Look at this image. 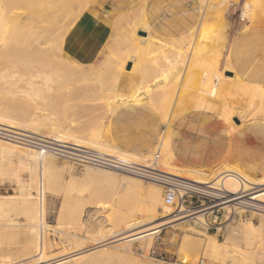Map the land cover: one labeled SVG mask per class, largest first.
<instances>
[{"label":"rangeland","instance_id":"rangeland-1","mask_svg":"<svg viewBox=\"0 0 264 264\" xmlns=\"http://www.w3.org/2000/svg\"><path fill=\"white\" fill-rule=\"evenodd\" d=\"M15 1L10 5L11 10L9 14H12L13 11L18 14L22 12L20 13L21 27L19 28L20 32H18L19 34H22L25 33L28 28L24 27V24H26L25 22L28 20H25V18H27L28 16L25 17L27 14H24V12H26L27 10L26 1L19 0L23 1L22 3H19L18 0ZM199 2L200 4L202 3L201 5L206 6L209 2L218 5L216 8L217 11H211L209 18L206 21L207 25L216 24L217 21H219L218 19L220 16L224 21H226V23H228V25L227 28L223 30V38L217 41L218 43L215 41H209L207 43L208 46L203 45L202 38L200 36V33L198 32H192L191 34L186 36L185 42H182V44L180 45V49L183 51L186 50L188 51V53H193L194 57L192 61H189L188 58L184 59V73L182 74V76H180L179 79L180 87L178 88V90H176L174 97L172 96L170 100L172 102H170L171 107L168 111V113L170 114L168 115H172L176 110L175 103L177 102L178 97L183 98L185 96H195L196 94L198 95V92L196 91L197 89H199L197 81H201L206 72L209 74V72L215 73L223 70V74L228 75V73H226L224 69L229 68V66H227V53L230 40L240 29L251 24L248 15H250L252 10H249V14L247 13L248 15H244L243 12L246 11L244 4L246 3L250 6V8H254L255 11H257L258 15H264V0H225L220 5V0H199ZM90 3L91 0H70L67 3L66 7L67 15L65 14L66 17H62L64 18L62 19L63 22L61 21L60 23H58V25H52L51 23H48V20L44 19L43 22L37 24L39 27L37 25L34 26L32 28V31L43 30L46 27H49L46 29L55 30L57 29V27H61L62 32H60L59 35L50 34L49 36H46L43 39L46 42L45 47L40 49L38 53H34V55H32L31 48H28L27 45L28 40L26 41L25 39V41L22 40L17 43V45L14 47L15 51L13 49H11L10 51H0V105L2 104L0 106V110L8 106L6 111V114L9 115L8 117L11 119V117L14 115L12 117V120L21 125L30 124L31 120L30 117L28 118L27 116L24 117L20 115V111L23 110L29 112L28 110H30L29 114L31 113V115H33L36 113L35 115L37 116L38 114L39 116H37V121L39 124L36 123V125H39V127L36 126L39 131H37V129L35 130L38 132V134H48V130H50L49 124L53 123L55 127L53 129L56 130L55 132H52L58 134L63 130V134L61 133V135L63 137L66 136L64 140L68 139L69 141L67 140V142L77 145L80 144L79 146L81 147L87 146L86 148H92L91 143L93 141H97L96 138H98V136L100 137V140L108 143L107 123L110 117V110L108 109L109 107L107 103L108 101L113 99L111 96V89L115 86L114 84L123 82V75H127L130 80L134 77L133 72L128 73L129 70L127 68V63L129 62L125 63L124 66L121 67L119 60H123L125 56L124 54L128 49L131 48L130 39L133 37V35L137 38L138 35L142 34L140 32H144L145 34V31L141 29L142 27H138L135 24V20L136 18H138L137 11L133 10L127 12L123 14L124 18H122V15V17L119 15V17H121L124 21L121 20V18L118 19L119 22L116 19L118 24L114 21V23L116 24L113 23V35L105 43L100 55L94 62L90 64H80L70 60L65 55H63V53L59 49L61 47L62 39L66 31L78 19L81 13L90 5ZM18 4L21 6V8ZM218 13H220V16H217ZM22 14H24L25 16ZM245 17H247V19ZM237 21L240 23H238ZM130 25L135 27L136 30ZM134 30L135 32H132ZM55 32H57V30ZM214 34H216V32H213V35L211 36L213 40L215 39ZM128 42L129 48L127 47ZM193 42H195V44ZM210 43L213 44L211 45ZM204 46L207 47L208 50H210V52L207 53V56L204 55V52L206 50ZM211 47L212 49H214L213 51L212 49H210ZM53 48L54 50H59L53 51ZM215 51H217V53H213ZM60 53L61 56L59 55ZM147 54H145L146 57L143 56V65L144 63L145 65L147 64V66L144 67L148 68L150 64V68L151 66L156 64L157 61L159 63L162 62L158 50L149 51ZM58 55L60 56V58L58 57ZM201 56L202 58H200ZM38 60L41 62L42 66ZM212 60L218 61L217 71L214 70L211 66ZM90 68L92 70V74H90L91 77L89 75L84 77H77L78 74H82L83 72L86 73ZM5 71H8L7 75ZM95 73L97 77L99 76V78H93L95 76ZM194 77H196L195 80L193 79ZM212 79H214V77H212ZM9 90L11 91V93ZM26 90L29 92L26 93ZM125 90H127L125 89V86L119 87V93L125 95L129 94V92H126ZM17 100H19V102ZM68 102H70L71 104H68ZM195 102L198 105L200 104V100L197 98L195 99L194 103ZM148 105L151 106L150 104ZM151 107H155L154 109L158 108L156 103ZM212 110L214 111L215 107ZM216 115L222 123L225 122L228 124L229 120H231L230 124H232L233 126H235L236 123H239L236 117H231L228 120L226 116L220 117L217 113ZM102 116L105 119L101 118ZM43 122L47 125H45ZM92 124L94 125L95 129H93L94 127ZM32 126L35 125L32 124ZM100 126L103 127V129L100 130ZM67 129H69V131ZM98 129L101 131L100 135ZM94 134L98 136L96 137ZM83 140L84 142L78 143L79 141ZM86 140L88 143L85 142ZM155 151L156 149L147 154L139 155L141 162L152 159ZM46 154L49 157V161L44 171L48 170V172H45L46 174L44 173L43 184L41 182L39 186L37 183L30 182V175L27 171H21V164L17 162L18 160L15 156L9 154L0 155V260L3 261L0 262V264H9V262L13 264L14 261L16 262L15 264H19L20 261L28 258L26 256L32 255L33 249L35 247V241L33 240L34 238H32V236H29L28 238V235L30 234L24 232L25 228L21 227V223L24 219V215L22 213H24L23 211L27 208L20 203L22 199V193H29L34 201H41L40 199H42L41 197H43L45 208L43 222L44 227L42 228V230L45 232H43V234L45 240L44 256L46 257L56 256L60 253H64V251H67L68 248L63 242L64 237H68V240H72L74 239L75 234H82L85 237V240L82 241V243L84 244H81V242L78 244H81L80 247H90L93 244L91 240L99 235L100 229H102L100 233L110 232L113 225L122 223L124 221V218L126 216H129L127 213H132L133 215L135 211H138L137 213H134V217H137L139 215V211L147 212L151 207H153L150 203V195L145 187L149 186L150 184L159 185L155 182L138 178L133 175L124 174L118 171L115 172V170L101 167L97 168V166H92L90 164H79L71 159L60 157L50 152L49 154ZM145 156H147V158H145ZM21 160L25 161V158L23 157L21 158ZM225 164H227V166H235L228 162H222L211 168L203 170V172L205 173V176L210 175L208 176V178H212L214 177L213 173L216 169H218L217 167L224 166ZM172 165H174L175 167L184 168L173 161ZM85 166L95 167L97 169H100L99 171L105 170L114 171L115 173H121V175H126L128 179H140L139 181H142L141 184L143 185V187L137 184H133L131 181H129V183L127 182L128 180L125 179H123V181L121 180L122 182L119 180H114L113 177L109 174H102V172L98 173L96 171L86 169ZM39 170L40 169L37 166L38 175H40L39 172L41 171ZM48 174L57 176V181L54 183V185H47L46 176ZM247 174L252 178L260 177V175H252L249 173ZM38 180L39 179H37V181ZM21 182L23 184H29L28 187L23 191L20 188L18 189ZM37 188L38 191L36 190ZM163 194L164 188L161 187V199L164 203L165 201ZM37 197L39 199H37ZM207 203L208 199L206 197L186 200V205L193 208L200 206V204L206 205ZM170 207L171 212L174 213L175 206L170 205ZM155 214L158 220L156 221V223L161 222L159 219L160 216H163V210L159 204L155 206ZM250 217L251 215L249 211H246V213L244 212L243 214H235L233 218L230 219H227L222 211H213L208 214V218L211 224H209L207 227L201 226L200 224L193 222L191 219L178 221L174 223L173 226L171 224H165L161 226L160 232L151 236V238L144 237L142 239H136L130 242H127L125 240H116L111 244H107L101 248H98V250L100 251L103 250L102 252L110 251L108 252V254L109 256L111 254V256L109 257L105 254L109 259L104 257V255L103 257L106 259L101 260V258H99V260H101L102 262L98 259H95L88 264H237L232 261L235 259L231 260L228 251L221 244V242L228 234L230 240H232L234 243L239 244L240 247L247 250V247L243 243V240L237 239L234 235L230 234V228L232 226H237L242 222L244 223V221ZM8 222L11 223V226L8 225ZM13 223L17 225L20 223L18 230H16V227L18 226H15ZM12 224L14 226H12ZM151 224L149 226L147 225L146 227L152 228L155 222L153 223V225ZM229 224L232 226H230ZM105 229L107 231H105ZM247 229L249 230L248 232L250 234L262 236L263 244L261 246V250L264 252V231L262 227L253 226ZM30 238H32L33 241H30ZM88 239H90L91 242ZM147 239H151V245H149V247H147ZM214 239L218 242L216 243V245L211 243ZM122 246H129V249L127 251H123ZM31 247L33 249H31ZM98 250L93 251L99 252ZM25 254L27 255L25 256ZM8 256H10V260L12 262L9 261ZM3 257L8 258L3 259ZM236 259L242 260V264L246 263L243 259ZM80 261L82 263H80ZM249 261L250 260H248L246 264H261V262L259 261ZM238 263L240 262L238 261ZM65 264H87V262L84 259L78 258L70 260Z\"/></svg>","mask_w":264,"mask_h":264},{"label":"bare ground","instance_id":"bare-ground-1","mask_svg":"<svg viewBox=\"0 0 264 264\" xmlns=\"http://www.w3.org/2000/svg\"><path fill=\"white\" fill-rule=\"evenodd\" d=\"M14 1L15 0H0V51H10L11 49H13L15 51L14 47L17 45V43H19L20 41L25 39L26 41L28 40L27 41L28 48H31V53H32V55H34V53H38L40 51V49L45 47L46 42L43 39L46 36H49L50 34L59 35V33L61 32V27H57V29H55V30H49V29H46L49 27H46L45 29L39 30V31H32V28L34 26H36L37 24L43 22L44 19L48 20V23H51L52 25L53 24L58 25V23H60L62 21V19H64L62 17L63 16L66 17V15H67L66 7H67V3L70 0H24V1H26V7H27V10H26V12H24V14L26 13L27 15L26 16L24 14H22V15H24L25 17L28 16L29 18L28 17L25 18V20L28 19L27 20L28 22L27 21L25 22L27 25L24 24V27H28V28L25 31V33H22V34L18 33V32H20L19 28L21 27L20 26L21 25V14L20 13H22V12L19 11L20 13L18 14V13L13 11L12 14H9V12L11 10L10 5L13 4L12 2H14ZM224 1L225 0H220L219 5L222 4ZM22 2L23 1H19V3H22ZM200 2H202V1H200ZM253 2H255V1H253ZM204 4H206V3H204ZM217 6H218L217 4H214L212 2H209L207 6L201 5L202 14H201L199 23L197 24V30L200 32L203 45H205V46H208L207 43L209 41L210 42L211 41L217 42V41L221 40L223 38V30L226 29L227 25H228V23H226V21H224L222 19V17L220 16V13L217 14V16H220V17L218 19L219 21H217L216 24L207 25L206 21L208 20L211 11H217L216 10ZM244 6L246 8V11L243 12L244 15H248L249 10H252L250 15H248V18L252 24V28H249V29L246 28V29L242 30V33L240 36V62L242 63L241 68L233 76H228V75L223 74L222 69H221L222 71L215 72V73L209 72V74H208L206 72L204 74V77L201 79V81H197L198 82L197 84L199 85V89L196 90L198 92V95L197 94L195 96L190 95V96H185V97L181 98L182 101H181V104L179 106V111L178 110H176V111H178V114H179V113L188 111L190 109H195V108H205V109H211L212 110L215 107L214 111L220 117L226 116L228 120L231 117H236L238 119V122H240V124H243L245 121L246 122L248 121L249 126H250L249 129H251L252 127L255 126L257 129L256 132L257 133L259 132L260 135H262L264 137V15H258L257 11H255V9L252 7L250 8V6L246 3L244 4ZM12 7H14V6H12ZM20 8H21V6H20ZM21 10H23V9H21ZM135 10H136V8H135ZM220 12H221V10H220ZM141 16H142V14H141ZM121 17L117 18L118 22H119L118 19H120ZM122 18H124V16ZM122 18H121V20H123ZM245 18L247 19V17H245ZM117 21L115 20V22H117ZM118 22H117V24H118ZM144 22L142 20V17L139 16L138 18H136L135 24L138 27H142L141 29L145 31V34L144 35H138L137 38L134 37V35H133V37L130 39V43H131L130 47L131 48L128 49L126 51V53L124 50L125 56H124L123 60H121V61L119 60L121 67L124 66V64L127 62H131V67H130L129 72H133L134 77L127 84H125V80H123V82H121L119 84H114L115 86L111 89V93H112L111 96L113 99L108 101L107 105L109 107L108 109L110 110V113H112L116 109V107H118L119 105H122V104H126V103H132V104H136V105L142 104V103H144V104L147 103V104H150L151 106H153V104L156 103L158 106V108H156L157 111L160 112L164 121L167 122V119H168L167 115L170 114V113H168V111L171 107L170 102H172L170 100H171L172 96L174 97L176 90H178V88L180 87L179 79H180V76H182V74L184 73L183 72L184 71V67H183L184 59L185 58L192 59L193 53H188V51H186V50H184V51L181 50L180 49L181 46L177 43L165 42L164 40H162L161 38H159L158 36L153 34L149 29H147ZM233 22H234V20H233ZM238 23H240V22H238ZM114 24H116V23H114ZM148 25H149V23H148ZM130 26H132V25H130ZM116 27H117V25H116ZM133 28H135V27H133ZM56 30H57V32H55ZM113 30H114V28H113ZM135 30H136V28H135ZM135 30L132 32H135ZM43 31H47V32H43ZM213 32L214 33L216 32V34H214V36H215L214 40L211 37L213 35ZM71 37H73V36H71ZM49 38H51V37H49ZM210 38H211V40H210ZM226 40H227V38H226ZM194 41H195V39H194ZM193 43L195 44V42H193ZM127 45H128L127 47L129 48V42L127 43ZM48 46H50V45H48ZM205 46H204V48L206 50L204 52V55L207 56V53H209L210 50H208V48ZM191 48H192V46H191ZM59 49L62 52L61 47ZM59 49L54 50V48H53V51H58ZM210 49H212V47ZM154 50L159 51V55L162 59V62L159 63L157 61V63L154 64L153 66H151L150 68H149L150 64H149L148 68L144 67V66H147V64L145 65V63H144V65H143V58H144L143 56H145V54H147L149 51H154ZM213 50L214 49H212V51ZM27 52H28V49H27ZM91 52H93V51L91 50ZM213 53H217V51H215ZM59 55L61 56V53ZM59 55H58V57L60 58ZM147 55H152V54H147ZM92 56H93V54H92ZM106 57H107V55H106ZM200 58H202V56ZM221 58H223V57H221ZM30 63H31V61H30ZM111 63H113V62H111ZM40 64H41V62H40ZM116 64H118V63H116ZM217 65H218L217 61H214V60L211 61V66L216 71H217ZM41 66H42V64H41ZM111 68H113V67H111ZM222 68H224V67H222ZM59 69H60V67H59ZM228 70H229V68L224 69V71H228ZM229 71H231V70H229ZM7 72H6V75L8 74ZM2 74H5V73H2ZM90 74H92L91 68L88 69V71L86 73L83 72L82 74H78L77 77H84L87 75L90 76ZM192 74H194V73H192ZM70 76H72V75H70ZM95 76H96V73H95ZM95 76L93 77L94 79L99 78V76L98 77L97 76L95 77ZM212 77H214V79H212ZM195 78L196 77H194L193 79L195 80ZM118 79H119V77H118ZM11 81H9V82H11ZM71 82H72V80H71ZM125 85L128 86L127 88L129 90V94H127V95L119 93V87H124ZM48 88H50V87H48ZM27 90H26V93L29 92ZM10 93H11V91H10ZM104 97H106V96H104ZM196 98L200 100L199 105L196 102L194 103ZM14 101H16V100H14ZM17 101L19 102V100H17ZM15 103H17V102H15ZM69 103L70 102H68V104ZM193 103H194V106H193ZM8 105H9V103H8ZM15 105H17V104H15ZM7 107L2 108V110H0V124L8 126V127L16 128V129H19L22 131H26V132H29V133H32L35 135H39L43 138H47L51 141L48 143H50L52 145L63 146V147L73 149V150H79L78 147H81V146H79L80 144L77 145V144H71L70 142H67L68 139L64 140V138L66 136L63 137L61 135L63 130L61 131V133L59 132L60 134L58 132H57L58 134L54 133L56 129L55 130L53 129V128H55L53 123L49 124V127H50L49 129L51 131L48 130V134L47 133H46V135L38 134L37 131H39V130L36 127V126L39 127V125H38L39 123L37 121L38 114H37V116L35 115L36 113L33 115H31V113L29 114L30 110H28L29 112L22 110V111H20V115H22L24 117L27 116L28 118L30 117L31 123L35 126H32L31 123L21 125V124L14 122L12 120L13 119L12 117L14 115L10 119L8 117L9 115L6 114ZM12 107H13V105H12ZM32 109H33V107H32ZM53 110H54V108H53ZM99 110H101V109H99ZM76 115H77V113H76ZM105 115H107V114H105ZM84 117H86V116H84ZM168 117H169V115H168ZM101 118H103V116ZM103 119H105V118H103ZM87 121H88V119H87ZM230 122H231V120H229V122H228L229 125H231ZM36 123H38V124L36 125ZM45 125H47V124H45ZM221 125H222V123H221ZM221 125H219V127H221ZM57 127H58V125H57ZM93 127H94V125H93ZM97 127H98V125H97ZM245 128H246V126L244 125L241 128H239V130H237V132L241 133L242 132L241 130H244ZM36 129H37V131H35ZM90 129H92V128H90ZM93 129H95V127ZM101 129H103V127L100 126V130ZM67 130L69 131V129H67ZM100 130L98 129L99 135L101 133ZM52 131H54V132H52ZM98 131H97V133H98ZM162 133L163 134L161 135L159 142L157 143L156 146H154L155 147L154 149H156V151L153 154L152 159L145 161V162H141L139 155L129 153V152H125V151L121 150L120 148H118L112 142H110V143L109 142L108 143L103 142L102 140H100V137L98 135H97L98 138H96L97 141H93L91 143V146H92L91 149L93 151H96V152L98 151L104 155H107V156L116 158L118 160H121V163L120 162L119 163L122 165H129L130 163H134V164L141 165L144 167L153 166L152 168L158 169L160 172H163L165 174H168V175H171L174 177H178V178H182V179H186V180L192 182L194 185L199 186L200 193L209 198L210 201L206 205L201 204L198 207H194V208H188L187 207L186 208L183 205L179 204V206H178L179 208L176 210V212L172 213L170 205L164 202L165 204H167L169 206L165 205L163 203V200L161 199V187H163V186L160 184L159 185H156V184L151 185L150 184L149 186L145 187L147 189L149 195H150V203L153 206L150 208L149 211H147V212L146 211H139V215L138 216L136 215L137 217H134V213L135 212L137 213L138 211H135L133 213V215H132V213H127L129 215L128 217L126 216L127 219L125 217L124 221L122 223L116 224V225L112 224L113 226L111 227L110 232H107V233L101 232L100 233V231H102V229H100L99 235L96 236V238H93V239L91 238L92 239L91 241L93 244L91 243L92 246H90V247L89 246L86 247L84 245H83L84 247H80L81 244H84V243H82V241L85 240V237L82 234H79V235L75 234L74 239H72V240H68L69 239L68 237H66V238L64 237L63 242L66 244V247L69 250L67 249L66 252L64 251V253H60L56 256L46 257V256H44V249H45L44 248V246H45L44 241L45 240H44V234H43L44 231L42 230V228L44 227L43 222H44V208H45L43 197H41L42 198V199H40L41 201H38V200L34 201L33 198L29 195V193H22L23 195L21 194L22 199H21L20 203L22 205H24L25 207H27V208L30 207V208H28V209L26 208V210L23 211L24 213H22L24 215V219L21 223V227L25 228L24 232L30 234V235H28V238H29V236L30 237L32 236V238H34L33 240L35 241V247H34V249L31 247V249H33L31 256H26L27 254H25V256L28 258H25V259L23 258L24 260H22V261H20L21 259L18 260V261H20L19 264H65L70 260H74V259H78V258L84 259L88 264L89 262H92L95 259L99 260V258H101V260H102V259L108 258V257H106V255L109 256L108 252H110V251L102 252L103 250L100 251V250H98V248H101L107 244H111L112 242H114L116 240H125L127 242L128 241L130 242L132 240L142 239L144 237H150L151 238V236L160 232L161 226L165 225V224H168V225L171 224L173 226V224L178 222V221L191 219L193 222L198 223L201 226L207 227L209 224H211L209 221V218H208V214L210 212H213V211H216V212L222 211L227 219L233 218V216L235 214H243L244 212L246 213V211L250 212L251 217L246 219L244 221V223L242 222L239 225L234 226V227L229 224L230 226H232L230 228V232H231L230 234L234 235L237 239L243 240V243L247 247V250L240 247L239 244L234 243L232 240H230L228 234L225 237V239L221 242V244L228 251L231 260L235 259L236 261L235 260H232V261H234L237 264H242L241 263L242 260H237L236 258L243 259L244 262H246V263L248 260H250L253 262L259 261V262H261V264H264V252L261 250L262 249L261 246L263 244L262 236L250 234L248 232L249 230L247 229L249 227L259 226V227H262V229L264 231V174L260 175L259 178H252L246 172L239 169L237 166H227V164H225L224 166L217 167L218 169H216L214 173L212 172L214 177L208 178V176H210V175L205 176V173L203 172V170L175 167L174 165H172L173 156H171L168 153V146H169L170 141H171V137L169 135L168 127ZM96 134H94V135L96 136ZM81 142H84V140L79 141L78 143H81ZM85 142L88 143L87 140ZM82 146H84V145H82ZM154 149H153V151H154ZM46 153L49 154L48 151H44V150L42 151L41 149H36V148H34L28 144L15 142V141H7L6 142V140L3 141L2 139H0V155L9 154V155L15 156L18 160L17 162H19L21 164V168H20L21 171H27L30 175V177H29L30 182L37 183L38 186L41 182L43 184L44 173L48 172V170L44 171V169L46 168V165L49 161V157ZM23 157L25 158V161L21 160V158H23ZM145 158H147V156H145ZM176 161H178V160H176ZM263 165H264V163H263ZM37 166L41 170V171L39 170L40 175H38ZM92 166H94V165H92ZM85 168L92 170V171H96L98 173L102 172V174H109L113 177L114 180H119V181L122 180L123 181V179H125V180H128L127 182L131 181L133 184H137V185L143 187V185L141 184L142 181H139L140 179L139 180H137L135 178L134 179H132V178L128 179V177H126V175H123V174L121 175V173H115L117 171H115V172L114 171H105V170L103 171L102 169H101L102 171H99L100 169H97L98 167L95 168V167H91V166H85ZM110 170H111V168H110ZM36 171H37V173H36ZM37 175H38V178H37ZM37 179H39V180L37 181ZM46 179H47L46 182H47L48 186L54 185V183L57 181V176L52 175V174H48L46 176ZM28 185L29 184H23L21 182L19 184L18 189L20 188L23 191V190H25V188L28 187ZM36 190L38 191V188ZM179 194L181 195L182 193L179 191ZM37 199H39V198L37 197ZM157 204H159L162 207V210H163L162 215L163 216H160L159 220L161 222L156 223V221H158L156 214H155V206ZM14 214H15V211H14ZM124 215H126V214H124ZM154 222H155V224L153 225ZM9 223L10 222H8V225L11 226V223L10 224ZM13 224H12V226H14V225L18 226V227H16L17 228L16 230H18L20 223L18 225L17 224L13 225ZM150 224L153 225V227L147 228L146 226L147 225L149 226ZM20 229H22V228H20ZM20 229H19V231H20ZM242 230H243V232L244 231L245 232L243 233ZM105 231H107V230L105 229ZM63 236H66V235H63ZM26 237H27V235H26ZM32 238H30L31 239L30 241H33ZM88 240L90 241V239H88ZM198 241H202V240H198ZM80 242H81V244H78ZM31 243H33V242H31ZM211 243L216 245V243H218V242L214 239ZM149 245H151V239H147V247H149ZM128 249H129V246L128 247L122 246L123 251H127ZM28 250H29V247H28ZM93 250H98L99 252H95ZM103 256L106 258H104ZM110 256H111V254H110ZM8 257H9V261H11L10 256H8ZM8 257H6V258H8ZM4 258L5 257H3V259ZM13 260H14V256H13ZM101 260H99V261H101ZM18 261H17V263H18ZM105 261H107V260H105ZM238 261L240 263H238ZM0 262H3V261L0 260ZM77 262H78V260H77ZM97 262H95V263H97ZM15 263L16 262L14 261L13 264H15ZM80 263H82V262L80 261ZM9 264H12V263L9 262Z\"/></svg>","mask_w":264,"mask_h":264},{"label":"crops","instance_id":"crops-1","mask_svg":"<svg viewBox=\"0 0 264 264\" xmlns=\"http://www.w3.org/2000/svg\"><path fill=\"white\" fill-rule=\"evenodd\" d=\"M133 10L138 11L137 17H142L147 29L165 42L181 45L187 35L200 33L197 30L202 12L199 0H91L65 33L61 43L63 54L80 64L94 62L113 35L114 21ZM246 28H252V24L240 29L230 40L227 65L231 71H225L228 76L241 68L240 36ZM128 64L131 67V62ZM123 80L125 84L130 81L127 75H123ZM127 87L125 91L129 92ZM181 101L178 97L175 103L178 111ZM176 110L166 122L147 103L119 105L108 119L107 142L125 152L143 155L155 148L168 127L171 137L168 153L173 156V162L184 168L205 170L228 162L249 174H264V137L256 132L255 126L249 129L248 121L235 126L222 123L211 109L195 108L179 114ZM244 125L246 128L238 133Z\"/></svg>","mask_w":264,"mask_h":264},{"label":"built area","instance_id":"built-area-1","mask_svg":"<svg viewBox=\"0 0 264 264\" xmlns=\"http://www.w3.org/2000/svg\"><path fill=\"white\" fill-rule=\"evenodd\" d=\"M0 139L28 144L36 149H41L42 151H48L54 155L71 159L79 164H90L106 169L111 168V170L160 184L164 188V201L169 205L175 206L174 212L179 208V204L187 208V199L191 200L193 198L198 199L199 197H206L208 202L210 201L207 196L200 193L199 186L194 185L186 179L160 172L158 169L152 168L153 166L144 167L134 163L122 165L120 164L121 160L104 155L98 151H93L91 148L78 147L79 150H73L63 146L52 145L48 143L51 141L47 138L2 124H0ZM179 191L182 193L181 195Z\"/></svg>","mask_w":264,"mask_h":264},{"label":"water","instance_id":"water-1","mask_svg":"<svg viewBox=\"0 0 264 264\" xmlns=\"http://www.w3.org/2000/svg\"><path fill=\"white\" fill-rule=\"evenodd\" d=\"M140 33H142L141 35H144V32H140ZM130 66H129V64L127 65V68H129Z\"/></svg>","mask_w":264,"mask_h":264}]
</instances>
